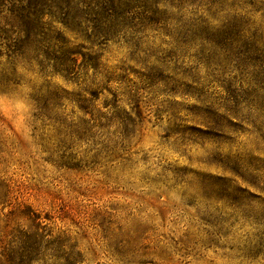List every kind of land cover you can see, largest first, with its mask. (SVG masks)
Here are the masks:
<instances>
[{"label":"rangeland","instance_id":"obj_1","mask_svg":"<svg viewBox=\"0 0 264 264\" xmlns=\"http://www.w3.org/2000/svg\"><path fill=\"white\" fill-rule=\"evenodd\" d=\"M182 1L0 0V264H264V0Z\"/></svg>","mask_w":264,"mask_h":264},{"label":"trees","instance_id":"obj_2","mask_svg":"<svg viewBox=\"0 0 264 264\" xmlns=\"http://www.w3.org/2000/svg\"><path fill=\"white\" fill-rule=\"evenodd\" d=\"M181 1V0H180ZM182 2L187 3L189 5H196L197 3L205 2V4L213 6L216 5L215 0H183ZM230 9L234 8V5L231 4L229 6ZM220 11V8L217 9ZM259 11H263L262 8H253L250 12V15L256 14ZM235 18V16H234ZM245 17H239V23L236 25L228 24L223 26L219 30V35L222 37H226L230 40H234L235 42H239L242 40L241 44L238 46L237 56H236V69L239 71L240 75H245L246 71L249 67L258 68V71L255 73L256 75H261V82L257 80H253L251 91V96L257 97L259 101V109H262L264 106V51H262L259 56L257 55L258 49L255 47V42L264 38V21H259L258 23H254V21L244 20ZM244 20V21H243ZM253 26V30H249L248 23ZM248 37L243 40L242 38ZM260 58V60H259ZM259 79V80H260ZM249 92V91H248ZM257 95V96H256Z\"/></svg>","mask_w":264,"mask_h":264}]
</instances>
